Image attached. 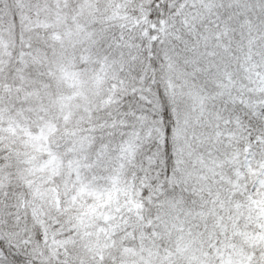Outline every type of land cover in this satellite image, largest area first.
I'll return each mask as SVG.
<instances>
[{"label": "snow or ice", "instance_id": "1", "mask_svg": "<svg viewBox=\"0 0 264 264\" xmlns=\"http://www.w3.org/2000/svg\"><path fill=\"white\" fill-rule=\"evenodd\" d=\"M0 264H264V0H0Z\"/></svg>", "mask_w": 264, "mask_h": 264}]
</instances>
